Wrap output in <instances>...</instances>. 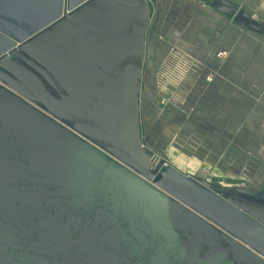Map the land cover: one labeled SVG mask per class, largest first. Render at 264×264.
<instances>
[{
    "label": "water",
    "instance_id": "1",
    "mask_svg": "<svg viewBox=\"0 0 264 264\" xmlns=\"http://www.w3.org/2000/svg\"><path fill=\"white\" fill-rule=\"evenodd\" d=\"M193 1L264 37L238 3ZM154 14L0 0V264H264V187L154 164L145 144Z\"/></svg>",
    "mask_w": 264,
    "mask_h": 264
},
{
    "label": "crops",
    "instance_id": "2",
    "mask_svg": "<svg viewBox=\"0 0 264 264\" xmlns=\"http://www.w3.org/2000/svg\"><path fill=\"white\" fill-rule=\"evenodd\" d=\"M231 1L238 3L257 20L249 11L251 8L255 13L258 12L256 14L259 18L264 17V0ZM161 4L166 6L164 2ZM205 10L206 13L199 15L194 12H173L174 17L171 16V19L175 18V21L171 22L169 14H162L164 9L160 12L155 9L154 18L158 26L156 32L151 31L154 37L152 35L149 40H154L148 41V54L151 56L152 49H158L155 42H174L179 38L180 43L193 50L194 57L201 64L196 66L190 58L193 63L189 67L195 76L191 81L193 84L188 86L187 96L181 102L164 103L165 109L161 113L171 114L170 110L173 111L175 115H169L167 119L164 117L167 122L174 118L177 119L175 121L182 122L184 117V127L198 139L207 142L210 146L208 148L212 149L211 157H217L220 162L225 156L244 160L243 157L254 153L255 164L259 162V167L261 166L254 168L262 169L264 37L248 33L241 26L233 24L232 20H225L215 9L207 7ZM194 14L201 20L197 21ZM202 46L204 49H201ZM219 53H225L223 60L217 57ZM176 55V60L181 59L180 55ZM181 67L184 68V64ZM222 147H225L223 152L220 150Z\"/></svg>",
    "mask_w": 264,
    "mask_h": 264
},
{
    "label": "rangeland",
    "instance_id": "3",
    "mask_svg": "<svg viewBox=\"0 0 264 264\" xmlns=\"http://www.w3.org/2000/svg\"><path fill=\"white\" fill-rule=\"evenodd\" d=\"M162 2L166 6L163 7ZM154 6L158 12L164 9L165 11L162 14H169L171 22L172 20L175 21V18L171 19V16L174 15L173 12H192V14L194 12L198 15L199 13L207 12L205 5L193 0H154ZM249 11L258 20H264V17H258L257 11L255 13L252 8ZM198 15L194 14V18L197 21L201 20ZM154 26L155 28L158 26L155 18L151 27L153 28ZM150 40L154 39L150 38ZM179 41V38L178 41L174 42L171 40L157 41L154 45L158 49H155V51L152 49L153 53H151V56L149 54L147 56L143 82V137L146 146L156 159L154 164H157L162 155L165 154L168 162L187 174L194 175L208 182H211L212 179H217L218 184L225 188L239 187L245 183L252 192H259L264 187V168L259 170L254 168H258L260 165L259 162L255 164L256 156L253 155L254 153L251 156H245L246 158L243 157L245 162L242 158L233 159L231 158L232 156H225L223 161L220 162L217 157H211L212 149H209L210 146L207 142H204L201 138L198 139L193 133H190L187 127H184L186 122L184 117L181 116L183 118L182 122L175 121L177 119L174 117L170 122H167L166 119L169 115H175L173 111L170 110L171 114L163 113L164 115H162L161 111L165 109L164 103L181 102V99L187 96L188 86L193 84L191 81H193L195 76L189 66H192L193 62L196 66L201 65L199 59L194 57L193 50L188 49ZM201 49H204V46ZM157 53H159L158 59L155 62L154 57ZM176 54L180 55L181 59L179 60L181 61L175 59ZM223 56H225V53L217 54V57L221 60H223ZM190 58L193 62H191ZM152 62H154V65L151 68ZM183 64L184 68L181 67ZM223 149L225 147L220 150L223 152ZM249 162L250 164H248Z\"/></svg>",
    "mask_w": 264,
    "mask_h": 264
},
{
    "label": "flooded vegetation",
    "instance_id": "4",
    "mask_svg": "<svg viewBox=\"0 0 264 264\" xmlns=\"http://www.w3.org/2000/svg\"><path fill=\"white\" fill-rule=\"evenodd\" d=\"M155 30V32L157 31V28H155V26L153 27V28H151V30L149 31V33H148V41H149V37H152V35H153V37H154V33L152 34L151 33V31H154ZM158 54L159 53H157L156 54V56L154 57V61L156 62V59H158L157 58V56H158ZM148 56V55H147ZM152 59V58H151ZM153 65H154V62H152V66H151V68L153 67ZM144 94V93H143ZM142 108H143V104H142ZM142 125H143V122H142ZM143 127H144V125H143Z\"/></svg>",
    "mask_w": 264,
    "mask_h": 264
},
{
    "label": "built area",
    "instance_id": "5",
    "mask_svg": "<svg viewBox=\"0 0 264 264\" xmlns=\"http://www.w3.org/2000/svg\"><path fill=\"white\" fill-rule=\"evenodd\" d=\"M156 162V161H155Z\"/></svg>",
    "mask_w": 264,
    "mask_h": 264
}]
</instances>
